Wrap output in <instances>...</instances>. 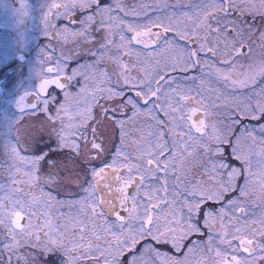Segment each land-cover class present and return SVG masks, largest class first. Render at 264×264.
Segmentation results:
<instances>
[{"label": "snow or ice", "instance_id": "obj_1", "mask_svg": "<svg viewBox=\"0 0 264 264\" xmlns=\"http://www.w3.org/2000/svg\"><path fill=\"white\" fill-rule=\"evenodd\" d=\"M245 12L264 0L43 3L39 82L0 116V264H264V28Z\"/></svg>", "mask_w": 264, "mask_h": 264}, {"label": "flooded vegetation", "instance_id": "obj_2", "mask_svg": "<svg viewBox=\"0 0 264 264\" xmlns=\"http://www.w3.org/2000/svg\"><path fill=\"white\" fill-rule=\"evenodd\" d=\"M44 2L46 0H26V14L21 17L18 13V0H0V116L6 113L9 117H14L15 99L23 92L30 91L34 84L39 82L35 80L34 70L36 66L39 69L37 64L39 51L47 45V39L42 33L40 24ZM123 2L129 5L140 3L163 5L185 3L187 0H123ZM229 18L238 19L245 28L249 24L257 29L264 28V19L259 15L253 17L247 12L243 16L233 13ZM54 22L67 23L64 20ZM253 40L256 54H261L258 33ZM63 47L67 50L74 45L69 43ZM69 64L73 62L70 60ZM68 70L71 71L70 68ZM198 73L200 69L196 68L189 75Z\"/></svg>", "mask_w": 264, "mask_h": 264}, {"label": "rangeland", "instance_id": "obj_3", "mask_svg": "<svg viewBox=\"0 0 264 264\" xmlns=\"http://www.w3.org/2000/svg\"><path fill=\"white\" fill-rule=\"evenodd\" d=\"M260 52H261V50H260ZM256 55L259 56L260 54L258 53ZM198 74H195V75H198ZM196 172H197V169L196 168H193V174L194 175L196 174ZM50 190L52 191L53 195H57V193L59 192V195L57 197L58 199H61V198L67 199L68 198V196H67V194L65 192H63V191H61V190H59V189H57L55 187H53ZM248 207H249V215H251L252 212H255V213L259 214V212L261 211L259 205H257L255 208H253L251 205H249ZM63 210L64 211H68L67 208H65ZM195 238H196L195 236L192 237V239H195ZM158 247L161 249V251H169L170 250V246L169 245L160 244V245H158Z\"/></svg>", "mask_w": 264, "mask_h": 264}]
</instances>
